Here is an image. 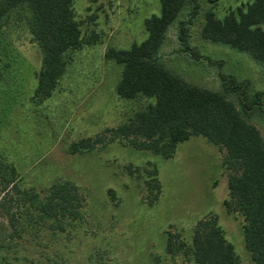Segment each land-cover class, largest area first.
<instances>
[{
	"label": "rangeland",
	"instance_id": "rangeland-1",
	"mask_svg": "<svg viewBox=\"0 0 264 264\" xmlns=\"http://www.w3.org/2000/svg\"><path fill=\"white\" fill-rule=\"evenodd\" d=\"M73 1L84 35L94 32L100 40L69 54L72 64L50 99L35 98L42 54L26 27L13 25V17L0 35V57L10 54L0 80V160L17 169L22 189L43 195L57 182L74 184L86 201L82 217L36 225L26 221L23 207H11L12 226L0 215L1 235L9 236L0 237V264H189L183 256L167 254V231L190 242L196 221L209 214L219 217L242 264H254L245 247L243 217L224 206L229 190L223 152L205 138L180 143L170 159L117 142L83 153L69 151L72 142L116 127L146 105L118 96L122 66L107 60L105 52L143 42L146 19L161 14V0ZM252 1L200 0L195 17L186 4L168 29L159 59L191 84L221 91L220 73L248 81L251 94H264V62L200 35L207 11L222 19ZM181 22H187L189 45L199 59L182 50ZM260 27L264 30V22ZM251 122L264 137V115ZM148 163L158 168L162 185L152 206L144 199ZM130 165L140 171L130 175Z\"/></svg>",
	"mask_w": 264,
	"mask_h": 264
},
{
	"label": "trees",
	"instance_id": "trees-1",
	"mask_svg": "<svg viewBox=\"0 0 264 264\" xmlns=\"http://www.w3.org/2000/svg\"><path fill=\"white\" fill-rule=\"evenodd\" d=\"M73 2L0 0V35L14 17L13 25L26 27L41 51L35 90L39 102L55 93L72 64L69 54L100 40L94 32L84 35ZM186 4H190L192 17L199 14L200 0H161V14L145 21L148 37L143 42L134 43L129 49H107L105 58L122 66L116 87L118 96L127 101L145 100L146 105L116 127L72 142L69 151L83 153L117 142L170 159L180 143L193 137L205 138L223 152L222 167L229 190L224 206L229 214L243 217L245 247L254 264H264V137L251 122L255 115H264V94H251L248 81L220 73L221 91H213L191 84L165 67L158 55L170 25ZM263 22L264 0H253L230 10L222 19L212 10L207 11L200 35L204 40L229 45L264 62V30L260 27ZM186 25L187 22L180 23L182 50L199 59L198 52L189 45ZM9 58L6 52L0 57V80ZM147 167L144 199L152 206L162 194V185L158 168L151 163ZM127 170L135 175L140 168L130 165ZM20 183L17 169L0 160V215L9 219L10 226L13 216L9 212L13 206L23 207L26 221L36 225L82 217L85 197L71 182H57L43 195L34 188L22 189ZM3 229L0 223V237H9L1 235ZM165 250L173 257L183 256L189 264H242L216 214L196 221L190 242L182 239L180 233L168 230Z\"/></svg>",
	"mask_w": 264,
	"mask_h": 264
}]
</instances>
